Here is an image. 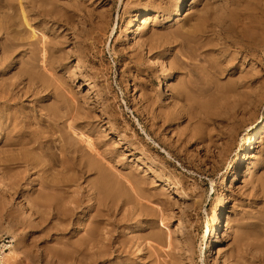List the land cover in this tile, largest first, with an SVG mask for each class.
Segmentation results:
<instances>
[{"label": "rangeland", "instance_id": "1", "mask_svg": "<svg viewBox=\"0 0 264 264\" xmlns=\"http://www.w3.org/2000/svg\"><path fill=\"white\" fill-rule=\"evenodd\" d=\"M12 1L9 4L8 0H0V15H12L10 18L4 17L5 21L2 19L4 23L0 22L1 31L6 35L5 31L10 27L9 39H16L21 43L14 53L15 56H11L12 59L6 61L0 59V121L8 118L12 121V124L2 131L0 139V163H2L0 165V244L5 240L6 244L10 245L7 251H15L13 256L8 258L7 263L43 264L40 257L46 247L50 249L55 244L52 247L55 248L61 243L74 242L82 238L86 230L95 224L93 222L100 213L99 208L86 209L88 198L84 193L88 181L95 179L96 174H91L86 181L81 179L76 182L74 179L80 177V174L76 172L77 175H72L73 170L69 172L59 163L53 171V176L58 180L68 178L70 181L67 189L60 190V196H63L61 198L65 202H58V197H54L53 202L56 204L54 208L64 214L67 206L74 208V204H67L68 201L76 198L83 201L80 206L82 209L79 207V210H75L70 219L64 218L69 219L68 222L62 221L63 218L55 215L54 209L51 211L48 204H42V200H39L41 203H37L36 199L42 197L43 193H49L40 184H36L34 190L25 191L27 183L36 175L31 174L32 172L23 173V148L21 145H13L18 138H23L21 132L23 120L31 121V129L45 132L50 129L44 119L45 115L54 113L55 119H58L59 129L63 127L70 129V125L75 123L76 133L68 129L67 131L76 143L77 140L80 142L82 135L84 138L91 136L96 145L100 140L106 139L110 140L109 143H114L117 136L114 133L109 134L108 120L101 112L102 109L107 108L117 118L118 121L115 122L114 117L111 124L120 131L121 136L132 138V135L137 133L142 141L149 143L153 152L165 160V169L159 174L155 167L145 168L136 162L137 157L140 156L136 150L117 142L115 147L118 155L112 158L111 162L114 172L120 179L126 175H140L146 178L147 188L151 192L155 191L154 193L160 198L173 202L166 210L164 218L169 222L173 234H176L175 238L181 241L177 218H182L186 236L184 247L191 253L181 257L182 251L178 242L173 248H169L167 244L153 242L151 248L143 245L144 249L139 253L136 247L129 249L123 254L125 258H121V264H216L212 256L216 257L218 253L226 263L228 262L227 264H264V164L256 170L252 166L256 154L264 153V137L259 139L260 146L258 145L257 150L250 151L249 156L243 161L245 168L241 171V175L232 178V172L241 159V147L249 135L258 130L261 133L260 137L264 135V46L244 53L240 51V47L247 40L246 33L256 26L254 21L258 0H184V8L178 22L175 14L178 0H60L61 6H71L72 3L77 2L84 4L81 5V10L74 7L69 12L60 7L58 12L60 17L70 23L67 27L59 26L36 14L32 2L29 0L31 4H26L27 2L24 1L21 7H25L32 28L36 30L37 37L45 39L40 42H36V38L28 39L32 28L23 24L18 0ZM36 7L40 11L45 9L40 5ZM134 17L137 18L133 24L135 27L130 28V22ZM118 20H120L119 26ZM3 34L0 33V38ZM188 38L190 41H187ZM148 39L160 44V47L154 49L152 53L149 45H143ZM33 41L34 44L37 43L36 49L40 56L39 66L35 67L40 81L34 82L33 86L37 92L29 93L30 95L27 94L16 101H9L8 93L23 91L24 85L29 86L26 75L23 77L28 68L23 59H27L32 46L31 49L36 47L30 43ZM185 41L187 48L183 45ZM43 42L55 43L56 50L51 52V60L54 59L51 66L42 63L41 58L45 52ZM80 44H84L87 49L81 61L84 68L76 70ZM167 48L173 53L163 58ZM190 49L193 54L188 51V56L186 53L184 55L179 53L180 50L186 52ZM195 50L198 56H195ZM174 52L177 54L175 55ZM46 53L47 56L50 55L48 50ZM1 54L2 50L0 56ZM56 58L59 59V63ZM180 58L191 64L188 66L190 69L187 67V70L178 69L177 63ZM178 71L182 72L179 74ZM248 73H254L258 77L253 83V91L260 98L261 106L252 116L251 122H248L240 129L241 132L239 131L230 140H221L218 137L220 129L223 130L226 123L217 119L213 122L198 120L193 117L195 112H192V116L186 114L182 120H174L165 131V127H161L160 120L154 117L159 113H173L175 107L182 104L173 97V94L187 82H191L192 76L196 79L192 81L196 87L193 84L194 86L191 85L186 89L188 98L206 106L211 99L209 85L210 88L212 84L216 87L220 85L218 91H224L229 86L230 88L235 86L242 74ZM86 75L94 78L93 81L100 88L102 100L99 102L96 93L88 90ZM41 81L49 85L44 86ZM127 82L132 88L131 91L126 89ZM196 83H201L199 87L204 86L199 88ZM198 92L200 96H197ZM73 100L81 102L85 108L82 112L88 113L90 119L75 121L71 117L69 108ZM150 103L153 104L154 110L153 114L149 115ZM150 124L158 131L161 130L159 132L163 133L165 141L169 144L167 150L171 154L161 147L159 141L152 140L147 135L151 128ZM127 125L133 130L126 134L124 131ZM209 134L214 135L212 144ZM59 135L58 132L54 136L58 142ZM82 144L86 147L84 143ZM99 147L101 151L110 148L103 147V144ZM6 157L9 158L8 160L12 159L10 162L5 161L10 165L9 169H3L2 166ZM224 176L226 180L222 182ZM161 177L166 179L162 180ZM173 183L187 194V199L178 200L176 193L168 192V186ZM55 193L54 195L58 196ZM27 200L35 204L34 209L29 211L30 214L24 212L27 209L22 205V202L26 204ZM142 203L150 209L149 218H155L149 221L150 224L154 222V226L135 230L134 234L129 235L127 228L119 229V232L114 231L113 235L119 236V240L128 236H143L152 231H160V218H162L158 210L161 207L160 202L154 199L142 200ZM26 205L28 206V203ZM119 206L121 209L116 216H113L114 218H137L138 223L146 218L136 206L135 208L124 206L122 202ZM84 210H87L91 217L83 222L86 229L81 227L78 230L77 225L83 217ZM215 215H218L220 223L217 242L211 247L209 245L206 247L202 245V236L212 224ZM127 224L128 222L124 227ZM24 233L26 238L22 239Z\"/></svg>", "mask_w": 264, "mask_h": 264}, {"label": "bare ground", "instance_id": "2", "mask_svg": "<svg viewBox=\"0 0 264 264\" xmlns=\"http://www.w3.org/2000/svg\"><path fill=\"white\" fill-rule=\"evenodd\" d=\"M11 1L12 0H8V3L11 4L10 3ZM24 1L27 2L26 4H29L30 2H32V5H34V10L36 11V14H39L40 16L47 18L48 21L51 20L53 23L59 24V26L62 25V26H66V27L70 23H69V21H65L60 17V14L58 13L60 11L59 10L60 7H62L63 10L69 12L70 9H72L74 7L81 10L82 9L81 5H84L81 2H77L76 4L72 3L71 6L70 5L69 6H63V5L61 6L59 4L60 0H30V2H29V0H23V2H22V0H18V5L21 7L22 4L24 5ZM37 5H40L41 8L44 7L45 9L40 11V9H38L36 7ZM24 8L25 7L23 6L20 9L21 14L23 16V21H24L23 24H25L26 27L32 28L33 26L31 25L29 19L26 16ZM183 8H184V0H178V3L175 7L176 22H178L179 16L182 14L181 12H182ZM256 11H257L255 13L256 17H255V21H254L256 23V26H254L255 28H253L249 31L250 33L249 32L246 33L247 34V36H246L247 40H246V42H244L242 44V47H240V51L243 53L248 52L250 50H257L259 47L264 46V0H258V3L256 4ZM78 13H79V11H78ZM138 15H139V13L136 15V17ZM4 17L10 18V17H12V15H9V14L7 16L5 14L2 16L0 15V22L1 23H4V21H5ZM136 17H134V20L130 22V28L135 27L133 24L137 20ZM2 19H4V21ZM119 22H120V20H118V26H119ZM1 30H2V28L0 27V33L3 34ZM9 30H10V27H8L7 30L5 31V34L7 36L3 34V36L0 38L2 40V42H0V51L2 50V54L0 56V59L4 60V61L12 59L11 56L13 57L14 53L17 52V48L20 47L19 45H21L19 40L9 39V35L11 33V32H9ZM14 31L15 30H12V32H14ZM18 31H20V30H18ZM127 35H128V31L126 32V36ZM29 38H36V42L37 41L40 42V40H45L42 37L41 38L37 37L36 30L33 28L31 30V34L29 35L28 39ZM187 41H190L189 38ZM53 42H55V41H53ZM30 43L34 46H36V44H37V43L34 44V41L30 42ZM43 43H45L44 44L45 45L44 46L45 52L43 54V57L41 58L42 63L51 66V64H53L52 62H54L53 61L54 59L51 60V55H52L51 52L56 50L55 46H54L55 43H53V44L51 42H49V43L43 42ZM179 43H181V42H179ZM31 44H29V45L31 46ZM185 44H186V41L183 45L185 46ZM143 45L144 46L149 45V50L151 53L154 49L160 47V44L157 42L155 43L152 39L146 40ZM183 45H181V46H183ZM31 48H33V46ZM31 48L29 49L30 53H29L27 59L26 58L23 59L24 63H26V65L28 66L27 71L25 72V74H23V77H24V75H26V77H27L26 79L28 80L29 86L24 85L23 91L19 90L18 92L15 91L16 93L15 92L8 93L9 94V101L10 100L16 101L17 99H20L21 97L27 96V94H29V93L36 94V92H37L33 86H34V82L40 81V78L38 77L39 73H37L35 71V67L38 65V62L40 63V60H39L40 56L38 55V53H39L38 49H36L37 46L34 47V49H31ZM41 48H43V47H41ZM79 48H80L79 49L80 54L77 55L76 70H78V69L80 70V69L84 68V65L81 63V61H82V55L85 54L86 49H87L84 44H80ZM194 48H196V47H194ZM181 49H183V48H181ZM47 50L50 53L49 56H47V53H46ZM188 51L191 52V49L187 50L186 52H183V50H180L179 53L184 55L185 53L187 54ZM172 53L173 52H171L169 50V48H167L165 50V54H164L163 58H166L167 56H171ZM191 53L193 54V52H191ZM196 53L197 52L195 50L194 54H195V56L196 55L198 56V54H196ZM40 54H42V53H40ZM176 54L177 53H175V55ZM187 56H188V54H187ZM189 57H190V54H189ZM180 59L181 60H179V62L177 63L178 69L179 70H184V69L187 70V68H189L188 66H190L191 64H189V62H187V61L182 60V58H180ZM56 60H57V63L60 62L58 58H56ZM135 63H137V62L135 61ZM48 67H46V68H48ZM48 69H50V68H48ZM213 69H215V68H213ZM193 71H194V69H193ZM214 71H216V70H214ZM181 72L178 71L179 74ZM195 72H193V73H195ZM197 73H198V71L196 72V75H198ZM83 74H82V76H84ZM188 76H189V74H188ZM190 78H191V76H190ZM195 78H197V77H195ZM93 79L94 78H92L91 76L90 77H88L87 75L85 76V80H86V83L88 86V90L90 92L96 93V97H97L98 102H99L100 100H102V97L100 95L101 94L100 88L93 81ZM191 79H192V81L196 80L193 78V76ZM199 79H202V78H199ZM257 79H258V77L254 73L242 74L240 77V81H238L235 86H233L231 88L229 86L224 91H220V90L218 91V88H220V85H218L219 87H216V86H213V84H212L211 88L209 85L208 88L211 91L209 94L210 98H211L210 101L208 102L209 106H207L208 104L206 106H202L196 102H193L191 99L188 98L189 96L187 95L186 89L190 88L191 85H193V84L195 85V83L192 81L187 82L185 84V86H183L182 88H179L177 90V92H175L173 94V97L177 98V100H179L180 103L182 102V104L180 106L175 107V111L173 113L172 112H170V113H159V114H157L155 116L153 115V116L155 117V119L160 120L161 127H165V129H164V131H165L167 127L171 126V124L174 120H176V119L182 120L186 114H189L192 116L193 115L192 112L193 113L195 112L193 117L198 119V120L203 119L205 121L213 122V121H216V119H217L218 121H222V122L226 123V124H224L225 130L224 129L222 130V128H221L220 129L221 132H219V133L217 132V133H218V137L221 140H225V139L230 140V138H234L235 135L238 134L240 129L245 127L248 122H251L252 116L256 113V110L258 109V107L261 106L260 105V98H258L256 93H254V91H253V89H254L253 83L255 81H257ZM24 80L25 79L23 78V83L25 82ZM200 82H202V80H200ZM203 83H205L204 80H203ZM45 84L49 85V83L47 84V82L43 81L42 85L45 86ZM196 84L199 87V85L201 83L200 84L196 83ZM193 86H192V88L196 87V85H195V87H193ZM203 86L204 85H202V87ZM202 87L200 86L199 88H202ZM126 89L128 91L132 90V88L128 82L126 83ZM251 89H252V91H251ZM41 90H38V91H41ZM198 91H201V90L198 89ZM197 96H200V93ZM262 103H263V101H262ZM149 106H150L149 107L150 109L148 112L150 115V114H153L154 107H153L152 103H150ZM208 107H210V108H208ZM204 108H205V110H204ZM84 109L85 108L83 107V105L81 104V102L79 100H75V101L73 100L71 102L70 108H69V111L71 113V117H73V119L75 121L90 119L88 117L89 116L88 113L82 112V110H84ZM101 112H102L103 116H106L105 119L108 120L107 121V123L109 124L108 128L110 129L109 134L114 133L117 136V139H115L116 141L114 143H109L110 140L106 139V140H100V142L97 143V145H96V143L93 141L91 136H87L86 138H84V137H82L84 135H82L79 140H80V142L84 143V145H86V147L85 146L83 147L82 146L83 144L81 143L82 144L81 145L80 142H78V140H77L78 138L76 136L73 135L74 137L77 138L76 140H77L78 144L75 142V140H73V138L71 136H69L70 135L69 131H67L68 128L65 129L61 125L63 128L59 129L58 119L57 118L55 119L54 113H50L48 115H45V118H44L45 121H47L49 126H50L49 127L50 129L48 131L43 132L40 130H33L30 127L31 121L26 122L25 120H23V129H21V132H23V138H18L17 141L14 142V144H13L14 146L15 145H21L23 148V173L32 172L31 174H33L34 176L36 175V177L34 179L30 180L27 183V185H26L27 187H26L25 191H27L28 189L34 190L36 184H40L44 189L49 191V193H43L42 197L36 199L37 203L38 204L41 203V202H39V200H42V204H45V203L48 204L51 207L49 209L51 211H53L52 209H54V214L58 215V217H60V218H63L62 221H64V222H68L70 217L73 216L74 211L77 210L83 204V201H81L80 198H76L73 201L72 200L68 201L67 204L68 203L74 204V208H71V207L69 208V206H67L65 208L66 211L63 212L64 214H62V212L59 211V209L54 208V206L56 205L53 202L54 197L55 198L58 197V202L59 201L65 202V200H63V198H61L63 196L62 195L60 196V190L67 189L68 182L70 181L68 178H63V179H59V180L56 179V177L53 176V171H54L55 167L59 163L60 165H63V167L65 169H67L69 172H70V170H73L72 175H77V173L80 174V177L78 176V177H76V179H74V181H76V182H78L81 179H84L86 181L91 177V174H96V178L93 180H89L88 181V187L86 188V190H84V193L87 194L86 196L88 198V200L86 202V209L94 210L96 208H99V212H100L99 216L97 218H95L96 221H94V222L92 221L95 224H93L89 229L86 230V233L82 238H79L78 240H75L74 242L69 241V242H65L64 244L61 243L59 245V247L52 248L53 246H55V244H54L51 247L52 249L51 248L47 249V247H46V250H44V252L42 253V255L40 257L41 262H44L45 264H52V263H55V264H121V261H122L121 258L124 256L123 254L127 253L129 251V249H132V248L134 249L136 247V250L139 253V252L143 251V249H144V248H142L143 245L151 248V245L153 242H158L160 244H167V246L169 248H171V247L173 248L175 246V243L178 242V243H180V247H181L180 249L182 251L181 257H184L185 255H189L190 251L187 250L186 247H184L186 236H185V233L183 230L185 223L182 220V218H180V217L177 218L178 219L177 220L178 221L177 226L179 227V230H180L179 235L181 236L182 241L175 238L176 234H173V232L169 228V224H168L169 222H167L166 221L167 219L164 218V216L167 212L166 210L170 208L171 203H173V202L170 203L169 200H165L163 198H160L158 196V194L154 193L155 191L151 192V190L147 188L148 180L146 178L140 176V175H126L122 178L124 180V181H122V179L119 178L118 174H116L114 172V168L111 165V162L113 161L112 158H114V157H116V155H118L116 152L117 149L115 147V143H117V142H120V145H127L130 148H132V150H136L140 154V156L137 157L138 159L136 160V162L143 165L145 168L147 166H149L150 169H153L155 167L157 169L156 171L159 172V174L163 173V171L165 169L164 158H162L157 153L153 152L152 148H150V146H149V143L146 141H142L139 138V136L137 135V133H134V135H132L133 136L132 138H129L126 135H123L124 137L121 136L120 131H118L114 127V124H111V121L115 117V115L111 114L107 108L102 109ZM142 113H145V112L142 111ZM9 116H10V114H9ZM144 119L146 120L145 115H144ZM59 121H61V120H59ZM114 121L115 122L118 121L116 117L114 118ZM11 124H12V121L9 118H8V120L5 119L4 121H0V139L2 138V131L4 129H7ZM147 124H149V123H147ZM64 126H65V124H64ZM149 126L151 127L150 131L148 130L149 132H147V130L143 128L144 130H146L147 135L152 140L159 141V144L160 145L162 144L161 147L164 150H166L168 152V154H171L167 150V146H169V144H167V142L165 141V138L163 137V133L159 132L161 130L158 131V129L154 128L151 124ZM65 127H67V125ZM146 127H147V125H146ZM249 127H250V125H249ZM249 127H247V129ZM68 130H72L73 132L76 133L75 123L70 125V129H68ZM130 130H133V128H131L130 125H127L124 132L127 134L128 131H130ZM58 132L60 134L59 135V142L54 137L55 134H57ZM164 134H165V132H164ZM259 134H261V133H259V130L252 132L249 135V137L247 138V141L242 145V147H241V151H242L241 159L236 164L234 171L232 172L233 173L232 178H234L235 176L237 177V176L241 175V171H243V169L245 168V164L243 161L245 160V158L247 156H249L250 151H253V150L255 151L260 146L259 145V139L263 138L264 135L262 137H260ZM209 135H210V137H209L210 143L212 144V143H214V140H213L214 135H212V134H209ZM78 136H79V134H78ZM258 136H259V138H258ZM100 144H103V147L109 146L110 148H106L105 150L101 151V147H99ZM170 148H171V146H170ZM223 149H224V147H223ZM38 150L40 152H38ZM215 152H216V150H215ZM61 153H62V156H60ZM42 155H44L43 156L44 158H42ZM4 159H5L4 163H5V161L6 162L12 161L11 158H10V160H8L9 159L8 157H6ZM16 160H18V159H16ZM146 161H147V163H146ZM1 164L2 163H0V165ZM263 164H264V153L259 152L256 154L252 166H254V169L256 170L258 168H261L263 166ZM2 166H3V169H9L8 167L10 165L5 163ZM156 171L154 173H156ZM161 179L165 180L166 178L161 177ZM225 180L226 179L224 176L222 179V182H225ZM125 184L127 187L123 186ZM75 185H76V183H75ZM40 189H42V188H40ZM42 192H44V191H42ZM50 192H53V193H50ZM54 192H56L57 194L56 193L55 194L58 196H55ZM168 192L176 193V198L178 200H185L188 197L187 194L183 190L178 189L177 185L174 183L170 184L168 186ZM84 198H86V197H84ZM154 199L158 200L161 204V207L158 208L159 214H161V217H162V218H160V231L159 230L158 231H152V232H149L143 236H138V235H134L131 237L128 236V237H126V239H123V240H119V236L113 235V232L114 231L119 232V229L127 228L126 229L127 234L129 235V234H134L136 232L135 230L149 229L150 226L151 227L154 226V222H151V224H150L149 221H153V220H155V218H152V217L149 218L150 217V211H149L150 209H148L142 203V200H147V201L152 200L153 201ZM23 202H22L23 207L27 209V211H24L25 213L34 209L35 204L33 202L28 201L27 202L28 206L26 205L27 203L25 204ZM121 202L123 203L124 206L125 205H127L128 207L134 206V208L136 206L138 209H140L143 212L142 214L146 217V218H143L144 221H141L138 223L136 221L137 218H121V217H119V218L115 217L114 218L113 216H116L119 213V210L121 209V208H119L120 207L119 203H121ZM156 208H157V206H156ZM36 210H37V208H36ZM29 214H30V212H29ZM39 214H41V213H39ZM32 216H33V214L31 215V217ZM82 216L83 217L80 219V221L78 222V225H77L78 230L81 227L86 229V225L83 222L88 221L91 217L90 215H88L87 210L83 211ZM217 216L218 215H215L213 217L212 224L207 227V230L204 232V234L202 236V245H205L206 247H209V246L211 247L217 242V231L220 227L219 219ZM64 218H69V219H64ZM70 222H71V220H70ZM126 222H128V224L126 227H124V224ZM105 230H107V232H105ZM24 238H26L25 233L23 234L22 239H24ZM3 248H5V247L0 248V264H8L7 263L8 258H11L15 251L11 250L8 252V251H4ZM211 251H212V248L209 251V255L211 254ZM178 257H180V256H178ZM123 258H125V257H123ZM212 258L214 259L216 264H227L228 263V262L226 263V261L224 260L222 255L220 256V253H218V255L216 257L212 256ZM114 259H116V261H114Z\"/></svg>", "mask_w": 264, "mask_h": 264}, {"label": "built area", "instance_id": "3", "mask_svg": "<svg viewBox=\"0 0 264 264\" xmlns=\"http://www.w3.org/2000/svg\"><path fill=\"white\" fill-rule=\"evenodd\" d=\"M4 241H1L0 248L5 247V248H3V250L4 251H7L8 248L10 247V245L9 244H6V241L5 242Z\"/></svg>", "mask_w": 264, "mask_h": 264}]
</instances>
